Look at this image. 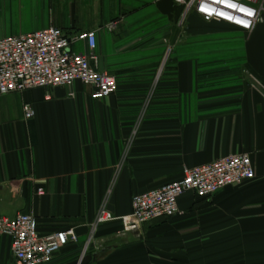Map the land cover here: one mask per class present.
Here are the masks:
<instances>
[{
    "label": "crops",
    "instance_id": "obj_1",
    "mask_svg": "<svg viewBox=\"0 0 264 264\" xmlns=\"http://www.w3.org/2000/svg\"><path fill=\"white\" fill-rule=\"evenodd\" d=\"M183 7L175 0H0V39L52 26L69 36L95 32L100 70L118 83L103 101L80 82L0 97V219L33 212L41 234L74 229L78 244L54 264L86 256L90 264H264V24L252 33L219 22L181 28ZM161 17L166 27L122 44ZM184 37H219L224 47L216 62L166 61L162 71V59H125L163 45L172 55ZM26 104L33 119H25ZM238 154L250 155L254 180L207 200L187 194L182 216L137 232L123 233L116 220L92 234L107 198L116 217L129 216L135 195ZM11 261L3 238L0 264Z\"/></svg>",
    "mask_w": 264,
    "mask_h": 264
},
{
    "label": "built area",
    "instance_id": "obj_2",
    "mask_svg": "<svg viewBox=\"0 0 264 264\" xmlns=\"http://www.w3.org/2000/svg\"><path fill=\"white\" fill-rule=\"evenodd\" d=\"M175 2L184 6L182 21L193 12L204 22L225 23L245 33H252L257 25L264 24L263 0ZM116 28V23L108 26L110 31ZM80 45L85 46L87 51H75ZM97 48L95 32L69 36L53 26L0 39V97L35 89L71 88L80 82L93 89V100L110 98L117 92L118 83L113 75L100 70ZM171 53L172 49L169 48L161 71ZM23 111L26 120L34 118L35 112L30 104H26ZM255 177L248 154L232 155L205 166L187 169L181 180L135 195L129 216L116 217L108 209L107 198L98 210L91 232L95 234L100 226L116 220L122 222L123 233L137 232L144 224L182 216L184 213L180 210L179 200L187 194L192 193L199 200H207L220 191L240 186ZM38 194L42 196L44 191L39 189ZM3 238L10 240L15 264H54L63 249L79 242L74 229L41 234L33 212L18 214L12 219H0V240Z\"/></svg>",
    "mask_w": 264,
    "mask_h": 264
},
{
    "label": "trees",
    "instance_id": "obj_3",
    "mask_svg": "<svg viewBox=\"0 0 264 264\" xmlns=\"http://www.w3.org/2000/svg\"><path fill=\"white\" fill-rule=\"evenodd\" d=\"M184 9V7H183ZM182 9V11H183ZM196 15L195 13H193ZM197 16V15H196ZM198 17V16H197ZM201 19V18H200ZM201 21L204 22L202 19ZM149 22V24H148ZM144 26H141L140 29L134 30L131 35L123 39V43H129L137 37L143 36V31L147 32L148 27L164 28L168 25V20L165 17L156 19L154 21H148ZM223 41L219 37H193L186 38L184 37L181 42L178 43L173 54L171 55L168 61L174 63L184 60H197V61H206L208 63L216 62L218 59V53L223 49ZM166 48L163 45L160 49L145 54H134L131 56L125 57L126 60L140 61V60H163L165 55ZM170 69V67H168ZM113 75L112 73H110Z\"/></svg>",
    "mask_w": 264,
    "mask_h": 264
},
{
    "label": "rangeland",
    "instance_id": "obj_4",
    "mask_svg": "<svg viewBox=\"0 0 264 264\" xmlns=\"http://www.w3.org/2000/svg\"><path fill=\"white\" fill-rule=\"evenodd\" d=\"M185 14V10L183 11V15ZM183 15L180 17V20H179V23L178 24H180L181 23V21H182V18H183ZM189 23L190 24H193V25H196V26H198V27H202V25L204 24L202 21H201V19L199 18V17H197L196 15H194L193 14V12H191L190 13V15H188L187 17H185V20L184 21H182V25L180 26L181 28H184V27H186L187 25H189ZM206 24V23H205ZM209 24V23H208ZM211 24V23H210ZM56 27V26H55ZM56 28H58V27H56ZM58 29H61V28H58ZM78 49H75V51H77ZM167 52V51H166ZM166 52H165V55H164V57H163V62H164V58H165V56H166ZM170 57H171V54H170V56H169V58L167 59V61L170 59ZM12 262V261H11ZM12 264H15L14 262H12Z\"/></svg>",
    "mask_w": 264,
    "mask_h": 264
},
{
    "label": "water",
    "instance_id": "obj_5",
    "mask_svg": "<svg viewBox=\"0 0 264 264\" xmlns=\"http://www.w3.org/2000/svg\"><path fill=\"white\" fill-rule=\"evenodd\" d=\"M92 261H93V257L92 256H86V257H83V258H81L79 260L70 262L68 264H90Z\"/></svg>",
    "mask_w": 264,
    "mask_h": 264
}]
</instances>
